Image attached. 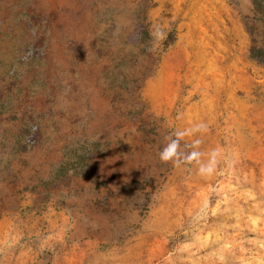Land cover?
Wrapping results in <instances>:
<instances>
[{"label":"rangeland","instance_id":"1","mask_svg":"<svg viewBox=\"0 0 264 264\" xmlns=\"http://www.w3.org/2000/svg\"><path fill=\"white\" fill-rule=\"evenodd\" d=\"M250 7L0 0V264H264Z\"/></svg>","mask_w":264,"mask_h":264},{"label":"trees","instance_id":"2","mask_svg":"<svg viewBox=\"0 0 264 264\" xmlns=\"http://www.w3.org/2000/svg\"><path fill=\"white\" fill-rule=\"evenodd\" d=\"M246 27L251 38L250 54L259 62L264 63V0H251L249 13L246 14ZM131 41L138 42L141 37L148 36V31L143 22L136 24L132 32ZM36 132L27 130V144L32 146L40 143L41 133L38 125L34 127ZM40 136V137H39ZM176 137V136H174Z\"/></svg>","mask_w":264,"mask_h":264},{"label":"clouds","instance_id":"3","mask_svg":"<svg viewBox=\"0 0 264 264\" xmlns=\"http://www.w3.org/2000/svg\"><path fill=\"white\" fill-rule=\"evenodd\" d=\"M173 149H174V145L173 146H170L169 149H166L165 152H164V154L162 155V158L165 159V160H167L169 158V153L171 151H173Z\"/></svg>","mask_w":264,"mask_h":264}]
</instances>
